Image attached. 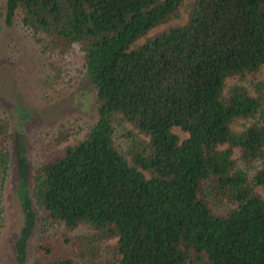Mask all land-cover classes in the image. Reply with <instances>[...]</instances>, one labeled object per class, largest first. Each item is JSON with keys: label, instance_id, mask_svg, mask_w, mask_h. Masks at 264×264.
<instances>
[{"label": "trees", "instance_id": "trees-1", "mask_svg": "<svg viewBox=\"0 0 264 264\" xmlns=\"http://www.w3.org/2000/svg\"><path fill=\"white\" fill-rule=\"evenodd\" d=\"M182 7L183 23L147 36ZM1 8L3 24L16 16L41 53L79 50L96 114L64 146L69 132L59 125L53 149L31 168L0 111V193L11 151L23 215L15 264L26 261L33 205L66 228L114 239L104 264H264V84L224 89L264 65V0H2ZM117 120L135 130L124 134V153ZM238 120L248 122L234 131ZM205 180L234 204L224 216L201 197ZM35 254L32 264H79L48 237Z\"/></svg>", "mask_w": 264, "mask_h": 264}, {"label": "rangeland", "instance_id": "rangeland-1", "mask_svg": "<svg viewBox=\"0 0 264 264\" xmlns=\"http://www.w3.org/2000/svg\"><path fill=\"white\" fill-rule=\"evenodd\" d=\"M1 6L2 0L0 15ZM185 15L182 7L178 17L153 28L147 36L183 23ZM257 81L264 84V65L253 74L227 78L224 89L238 84L251 91L252 84ZM0 111L7 121L9 140L11 135L21 138L23 154L31 168L41 156L53 149L59 125H65L69 132L62 146L79 139L85 126L96 119L94 91L85 79L79 50L73 47L63 55L41 53L27 40L16 16L10 26H5L0 18ZM247 122L238 120L231 128L238 131ZM114 124V144L119 152L124 153L129 140L124 134L132 129L126 122L117 120ZM172 131L180 138L185 137L176 127ZM232 158L236 167L246 170L247 175L252 173L239 160L237 150H234ZM200 195L213 215L224 216L234 207L231 201L216 194L213 185L206 180L202 182ZM0 196V264H15L14 241L23 215L17 197V174L11 151ZM32 208L35 222L26 244L25 264H32L41 236L51 239L61 252L71 254L79 264H92L99 260L104 264L113 258L114 239L97 238L98 234L86 225L66 228L60 221H51L36 205Z\"/></svg>", "mask_w": 264, "mask_h": 264}]
</instances>
